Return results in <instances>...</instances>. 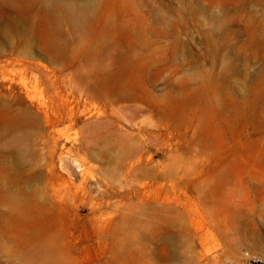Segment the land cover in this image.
<instances>
[{"label":"rangeland","instance_id":"obj_1","mask_svg":"<svg viewBox=\"0 0 264 264\" xmlns=\"http://www.w3.org/2000/svg\"><path fill=\"white\" fill-rule=\"evenodd\" d=\"M0 264H264V0H0Z\"/></svg>","mask_w":264,"mask_h":264}]
</instances>
